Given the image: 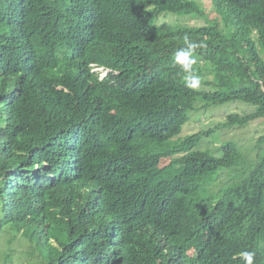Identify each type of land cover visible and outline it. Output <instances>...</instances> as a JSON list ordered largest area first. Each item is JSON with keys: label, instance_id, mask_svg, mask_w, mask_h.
<instances>
[{"label": "trees", "instance_id": "obj_1", "mask_svg": "<svg viewBox=\"0 0 264 264\" xmlns=\"http://www.w3.org/2000/svg\"><path fill=\"white\" fill-rule=\"evenodd\" d=\"M201 1L225 29L166 21L204 17ZM185 35L206 45L196 89L175 63ZM199 103L253 108L217 129L264 119V0H0L8 245L34 264H264V134L254 159L200 149L214 130L179 137Z\"/></svg>", "mask_w": 264, "mask_h": 264}, {"label": "rangeland", "instance_id": "obj_2", "mask_svg": "<svg viewBox=\"0 0 264 264\" xmlns=\"http://www.w3.org/2000/svg\"><path fill=\"white\" fill-rule=\"evenodd\" d=\"M198 1V0H197ZM204 17L200 16H187L183 18H167L168 22H175L174 24L188 25V26H200L205 25L207 21H218L220 26L225 29L222 17L213 10L210 3L207 1H201ZM209 76H204L203 79H208ZM196 110L188 115V121L182 127V131L179 137H183L189 134H193L199 131L214 130V133L205 138L201 143L200 149H208L216 156H220V147L226 141H234L240 147L241 151L248 155L250 159H254L257 155L255 149L256 139L264 134V119H259L250 122L245 127L234 128H219V123H224L226 118L231 113H237L244 115L252 111V107L240 103H226L220 106H212L209 108H203L202 103L197 104ZM230 174L226 171L223 172L218 180L216 186L213 187L214 191H217L222 186L228 185L230 182ZM233 181H237L233 178ZM9 228H5L0 231V264H34V258L28 256L29 247L24 239L19 236L15 240H11L12 244L8 245L9 236L5 235V232Z\"/></svg>", "mask_w": 264, "mask_h": 264}, {"label": "clouds", "instance_id": "obj_3", "mask_svg": "<svg viewBox=\"0 0 264 264\" xmlns=\"http://www.w3.org/2000/svg\"><path fill=\"white\" fill-rule=\"evenodd\" d=\"M184 44L187 45V50L184 48L179 49L175 53V63L181 67V69L186 73L184 76V81L186 87L190 89H196L200 85V77L195 75L192 70V65L196 63V58L194 56V49L205 47L203 43H196L189 39L187 35L184 36ZM100 70V69H99ZM244 257L246 264H253L254 253L244 252L241 253Z\"/></svg>", "mask_w": 264, "mask_h": 264}]
</instances>
